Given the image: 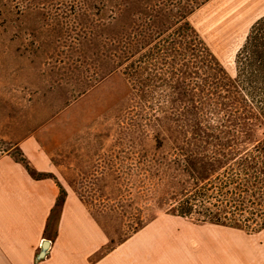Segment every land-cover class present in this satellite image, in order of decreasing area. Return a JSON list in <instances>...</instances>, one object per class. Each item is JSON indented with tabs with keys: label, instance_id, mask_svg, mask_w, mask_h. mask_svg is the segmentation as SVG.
I'll return each mask as SVG.
<instances>
[{
	"label": "rangeland",
	"instance_id": "1",
	"mask_svg": "<svg viewBox=\"0 0 264 264\" xmlns=\"http://www.w3.org/2000/svg\"><path fill=\"white\" fill-rule=\"evenodd\" d=\"M261 16L264 0H0V156L19 159L35 136L64 169H89L78 193L126 215L121 238L172 215L258 144L207 139L229 119L221 82ZM254 125L264 141V119Z\"/></svg>",
	"mask_w": 264,
	"mask_h": 264
},
{
	"label": "crops",
	"instance_id": "2",
	"mask_svg": "<svg viewBox=\"0 0 264 264\" xmlns=\"http://www.w3.org/2000/svg\"><path fill=\"white\" fill-rule=\"evenodd\" d=\"M19 148L25 163L0 156V264H264V227L193 221L176 212L180 199L172 215L121 238L132 228L126 215L95 210L78 193L89 169L69 170V160L64 169L35 136Z\"/></svg>",
	"mask_w": 264,
	"mask_h": 264
},
{
	"label": "trees",
	"instance_id": "3",
	"mask_svg": "<svg viewBox=\"0 0 264 264\" xmlns=\"http://www.w3.org/2000/svg\"><path fill=\"white\" fill-rule=\"evenodd\" d=\"M235 69L236 74L231 81L221 82L230 88L224 97L225 107L230 106L225 113L229 119L220 125L224 128L220 130L222 133L207 141L217 142L227 149L235 140H239L241 148L254 141L258 144L254 151L246 154L233 153L232 163L183 195L175 209L179 215L200 222L241 224L253 231L264 227V141L256 140L259 136L253 128L256 122L264 119V16L249 27L235 54ZM213 104L219 106V101ZM204 116L199 113L197 120H203ZM231 118L240 127L243 138H235L231 134L228 127ZM19 160L25 163L23 153Z\"/></svg>",
	"mask_w": 264,
	"mask_h": 264
}]
</instances>
